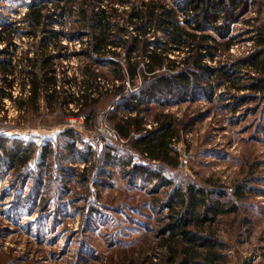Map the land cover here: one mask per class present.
Masks as SVG:
<instances>
[{
  "label": "rangeland",
  "instance_id": "obj_1",
  "mask_svg": "<svg viewBox=\"0 0 264 264\" xmlns=\"http://www.w3.org/2000/svg\"><path fill=\"white\" fill-rule=\"evenodd\" d=\"M19 1L0 0V18L11 22L23 17L25 8L18 5ZM261 2L262 7L253 5L232 27L233 47L217 62L209 61L211 66L235 63L255 51L252 26L264 24V0ZM157 38L164 39L161 32ZM13 42L10 52L18 60L30 45L26 38L17 37ZM63 44L68 48L61 52L66 56L57 61L61 76H82L87 59L75 53L85 45L65 37ZM3 45L0 47L5 48ZM100 71L108 74L107 67ZM2 75L0 136L30 140L37 147V157L29 163L27 179H18L12 171L0 174V264H161L165 254L162 228L168 211H161L157 202L163 201L168 191L190 181L214 190L215 200L226 194L222 198L226 208L238 201L235 192L239 186L253 188L240 201L238 214L220 216L210 230L225 245L222 252L226 259L220 264H264V101H247L237 108V99L230 94L221 96L229 92L223 87L208 98L209 90L188 101L144 105L138 117L147 121L148 129L157 128L159 117L165 114L180 130V140L171 154L178 164L171 165L145 159L129 141L119 137L106 115L118 97L102 101L97 119L87 123L84 114L76 117L66 109L53 111L44 102L40 110L19 108V99L26 98L27 90L22 92L19 80L13 91L18 101H10L2 94L7 88ZM243 82L250 83L247 79ZM61 85L68 92L79 90L75 81L65 80ZM142 85L143 79L136 85L128 80L126 90L137 91ZM66 129L79 135L76 151L62 150L58 153L62 160L53 161L51 169L39 166L43 147L50 140L58 146V134ZM114 147L136 164L163 166L174 187L155 192L158 181H130L118 164L105 167L102 153ZM67 167L72 173L63 171ZM20 191L24 201L18 205Z\"/></svg>",
  "mask_w": 264,
  "mask_h": 264
},
{
  "label": "trees",
  "instance_id": "obj_2",
  "mask_svg": "<svg viewBox=\"0 0 264 264\" xmlns=\"http://www.w3.org/2000/svg\"><path fill=\"white\" fill-rule=\"evenodd\" d=\"M261 1L20 0L18 5L25 8L23 17L11 22L0 18V45L5 46L0 47V73L7 84L2 94L17 103L19 97L13 91L20 80L22 92L27 90L28 95L19 99V108L40 110L44 102L53 111L66 109L76 117L84 114L87 123L97 119L102 101L118 97L106 115L119 137L129 141L149 161L177 165L178 159L171 154L181 136L170 116H160L158 127L150 130L147 121L138 117L139 113L144 105L166 100L188 101L209 90L208 98L223 87L229 88V92L221 96L230 94L237 99V108L247 101H264V24L252 26L255 51L248 57L217 67L209 64L217 62L222 53L233 47L232 27L253 5L262 7ZM160 32L163 40L157 38ZM17 37L28 39L30 45L18 60L9 47ZM64 37L85 45L75 53L76 57L87 59L80 77L61 76L57 61H61L65 55L61 52L68 48L63 44ZM101 67H107L109 75L100 71ZM138 79H143L142 87L127 92L126 82L136 85ZM244 79L250 83L241 84ZM65 80L78 83L79 90L68 92L61 85ZM246 91L249 94L239 96ZM58 139V146L50 140L43 147L39 166L51 169L53 161L62 160L58 153L74 152L80 144L79 135L72 129L60 132ZM119 151L114 147L102 153L105 167L118 164L130 181H158L155 192L174 187L165 177L163 166L162 169L149 163L136 164ZM36 153L37 147L30 140L0 136V174L12 171L18 179H27L29 163L35 160ZM87 154L92 156L90 151ZM72 170L63 168L67 173ZM252 191L245 184L239 186L235 192L238 201L228 208L222 201L226 194L215 200L214 190L191 181L168 191L165 199L157 202L161 211H168L161 239L164 261L160 263H223L225 245L210 229L220 216L238 214L240 201ZM18 194L17 204L21 205L24 197L21 191Z\"/></svg>",
  "mask_w": 264,
  "mask_h": 264
},
{
  "label": "built area",
  "instance_id": "obj_3",
  "mask_svg": "<svg viewBox=\"0 0 264 264\" xmlns=\"http://www.w3.org/2000/svg\"><path fill=\"white\" fill-rule=\"evenodd\" d=\"M117 136V135H116Z\"/></svg>",
  "mask_w": 264,
  "mask_h": 264
}]
</instances>
